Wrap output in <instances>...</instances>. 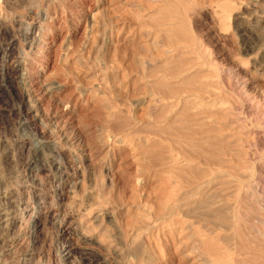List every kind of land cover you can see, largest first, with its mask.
Here are the masks:
<instances>
[{
    "label": "rangeland",
    "instance_id": "1",
    "mask_svg": "<svg viewBox=\"0 0 264 264\" xmlns=\"http://www.w3.org/2000/svg\"><path fill=\"white\" fill-rule=\"evenodd\" d=\"M0 48V264H264V0H0Z\"/></svg>",
    "mask_w": 264,
    "mask_h": 264
},
{
    "label": "bare ground",
    "instance_id": "2",
    "mask_svg": "<svg viewBox=\"0 0 264 264\" xmlns=\"http://www.w3.org/2000/svg\"><path fill=\"white\" fill-rule=\"evenodd\" d=\"M229 16V15H228ZM229 30V29H228ZM228 31L223 32V35H226ZM1 49V48H0ZM2 50H0V54H1ZM214 108V107H213ZM202 115V114H201ZM41 147V146H40ZM39 149V148H38ZM45 151V150H44ZM40 156V155H39ZM192 159H194V157H192L190 154L189 156L186 157V161L187 163H191ZM54 164V163H53ZM58 166V165H57ZM59 167V166H58ZM74 206V205H73ZM1 222V221H0ZM31 255H27L26 257H24L21 261H18L17 264H31L33 262V258H31ZM31 260V261H28Z\"/></svg>",
    "mask_w": 264,
    "mask_h": 264
}]
</instances>
